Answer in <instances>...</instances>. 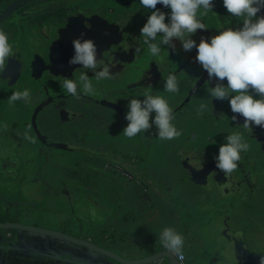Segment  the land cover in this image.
<instances>
[{"label":"flooded vegetation","instance_id":"flooded-vegetation-1","mask_svg":"<svg viewBox=\"0 0 264 264\" xmlns=\"http://www.w3.org/2000/svg\"><path fill=\"white\" fill-rule=\"evenodd\" d=\"M126 1H130L131 4L127 5ZM136 3H138V0H0V18L7 10L9 12L0 20V29L8 34L9 43L13 46V51L15 53L14 57L8 58L6 61V68L0 73V137H2L4 131L7 132L4 134H8L9 137H12V134L16 137L14 144H12V138V140H7L8 145L15 146L14 151L12 150L13 147H10L8 153L5 151L9 156H7V159H11L9 164L5 167L4 164L6 161L0 160V182H4L7 186L10 184L12 191H10L11 193L4 192L0 184V193L3 195L9 193L8 196L12 194L14 197L12 199L8 198V200L13 201L17 196L15 195L17 192L14 189V185L17 182H21L24 184V188L29 187L38 192L34 200L39 209H45L47 213H53L57 218L58 215L60 216L62 213H64L66 217L60 221L56 220L54 223H51L50 219L49 221L38 222L29 219L26 215L21 218H13L4 217L2 216L3 214L0 213V222L16 221L49 228L73 237L88 240L104 248H111L126 258L131 256L127 251L132 248L140 249L142 257L147 255L150 256L160 251L162 252L161 255L154 258L152 261L140 264H170L169 259L164 255L167 251L162 248L159 241V234L162 230H160L157 225L152 224V222L147 223L143 231H140L141 233L136 234L135 237H131L133 239V244L136 246L128 247L124 245V241L127 242L130 240L126 235L118 234L120 238L115 236V233L112 235L115 230H107L106 227H102L99 223L91 221L90 217H87L88 219L83 222L80 221L82 218L81 213L89 207L87 203L93 201L92 195L97 194V185L102 182L109 184V176L112 173L126 176L129 181L123 180L124 183L142 186L144 192L147 191L149 187H147L148 183L141 180L135 172L146 171V168L149 167L148 157L151 153L150 149L155 143L154 139H158L156 137L157 133H151L150 131L152 129H150L149 133L147 131L144 134L142 133L143 135H141V133L138 134L134 145L130 141L133 152L131 148H128L127 152L123 149L127 141L123 132L121 138L120 136H116V126L120 124L121 121H125L124 124H126V122L128 123L125 119V114L129 110L127 107V99H129L130 93L131 95L138 96L140 100L144 99L142 95L145 92L163 96L168 102V98L176 97L171 105V107L174 108L184 101L196 81L199 78H203L204 82L197 92L187 104L175 114L178 115L180 113V117H182L180 120L181 124L179 125L182 126V122H188V117H196L194 119V127L199 128L200 126L203 133H197L199 129L191 131L196 132V139H204L206 143L202 144L203 146L208 143L212 144L214 141L212 157L218 155L219 147L221 143L225 141L226 135L224 134H232L236 131H241L243 133L244 140L252 149L249 148L247 153L241 152V159L245 157L251 158V156L253 159V157H255L257 168L250 170L246 165L243 166L241 159L237 163L239 169L242 170L247 177L249 175L248 172L254 173L253 178L258 184L255 193L256 196H260L259 201H255V205H258L261 211H264V208L261 207L264 205V153L262 152L263 150H255L254 152L256 145L254 142H251L252 135L246 138L248 131L243 129L242 125H240L243 123V117L237 114L238 121L236 120V123H233L230 119L233 113L227 99L221 101L213 98L211 101L213 105L212 113L210 111L205 112L199 117L196 114L197 111L192 109H190L187 114L182 112L191 100L197 96L200 90L201 93H203L204 89L206 90L208 74L198 62H192L193 57L189 56L187 60L180 58L183 54L179 55L182 53V50H179L178 45L175 51L166 45H162L165 49H162L161 55L156 57L150 55L147 61V59H145V54L142 52L146 47L144 43L141 44V51L135 52L136 47L132 46L131 50V38L126 34H123L122 40H116V35L113 33L110 39H104V34L101 36L97 35L102 32V30L113 32L118 26L122 25L120 19L123 18V20L128 19V22L131 20L130 25L126 23L127 28L129 27L134 30L137 37L140 36V29L143 26L142 21L136 20V25L127 11L128 6H132ZM213 4V12H209L207 15L200 17L208 29L217 32L227 27H232L233 29L242 27L243 22L232 17L227 12L223 5V0H213ZM157 8L165 13L170 12L169 9H166L163 5H159ZM137 11L139 12L138 9ZM263 11L264 9H261L257 15L264 16ZM142 12L145 13L144 8ZM86 14H89L94 20V25L91 26L85 22L84 15ZM222 15L224 18L221 19ZM95 16H99L100 20H97ZM166 19L168 21L167 16ZM211 20H214L217 25L209 27V22ZM99 22L102 25H99ZM2 23L5 24L2 25ZM103 26L105 27L104 29L102 28ZM131 26H134V28ZM18 29H21L20 33ZM123 29L124 26L122 25V30ZM206 29H198L196 31L198 32V38L203 36L207 40L211 36H214L205 32ZM72 31L76 33V36H78L77 38L81 40L91 39L96 47L99 46L97 49H101L100 51L102 52L97 58L112 65L113 67L111 69H117L116 74H122V77L117 79L121 81L118 85L113 84L111 81L113 78L99 82L96 81L93 76L94 73L90 70H67L64 74L58 76H51L48 73V70L52 69L54 66V62L51 60L53 46L57 43L60 44V46L57 45V50L59 47L64 48L63 38L68 39L72 44ZM21 32L22 34L29 35L28 43L24 42L26 45L19 42ZM36 32H38V34L43 33L42 40L36 37ZM82 33L83 35H81ZM88 33L94 34V38H90ZM193 35L191 37L192 39ZM25 39L23 38V41ZM159 39L160 37L157 38V40ZM41 42L45 43L46 46H43ZM63 48L61 50H63ZM126 49L129 52L128 55L125 54ZM131 53H133V55ZM132 56L135 58L132 59ZM137 59L142 61L145 60L150 63L148 69L153 71V75L156 76L153 82L150 81L149 77H146L145 73H135L136 64L134 62L137 61ZM184 61L186 62L185 64ZM190 63H192V65H189L188 70H186L187 75L182 76V88L177 93H168L164 91V83L169 73H175L178 66L186 67ZM10 64L11 70H8ZM37 64L42 66L36 67ZM162 67L164 68L160 71ZM169 68H173V70L167 72ZM195 68L201 71L196 73L199 74L197 77H195V73L189 74ZM38 69L41 72H38ZM83 71H86V74L89 76L90 80H92L96 91L95 94L89 95H84L81 91L82 99L77 101L62 87L63 77L78 80L80 73ZM187 77L190 78L185 81ZM215 83V80L210 81L208 87L214 86ZM223 83L227 85L226 79ZM19 89H22V91L24 89L31 90V103H25L23 100H20L17 101V105H9L8 97L12 92L18 91ZM78 91H80L79 88ZM183 91L185 92L183 101L175 106V101L177 99L181 100ZM205 94L207 96L209 95L207 90ZM74 101H77V103H74ZM113 101L115 102L113 103ZM24 103L26 104L25 107L23 106ZM107 104H113L116 107L113 108L112 105L107 107ZM47 105L49 107L45 108ZM39 107L46 113L47 117H45L48 119L49 124L46 123L41 126L35 121L34 114ZM104 107L112 113L109 115L108 119L102 118L100 113V110ZM152 114L155 113L153 112ZM118 117L120 122L117 121V125H115L112 122V118ZM206 119L207 122L204 121ZM9 120H12L14 124L13 133L5 126ZM151 120L152 116L150 115V123L152 122ZM210 120L213 122H208ZM218 122L219 128L216 127ZM105 124L112 125L111 130L114 132L111 140L116 138L117 144H115L114 140H107L103 144L102 137H99L100 145L102 144V146L98 144L99 139L97 137L99 131L97 129H99L100 125ZM46 126H50L55 135H52L49 130H46ZM85 128L90 131V134H95V136L87 139L82 138L83 136L81 134L84 133ZM260 130V133L264 136V130L261 128ZM100 131L101 133L104 132V130L101 129ZM226 131L229 132L226 133ZM75 133L78 134V136L81 135V137L79 136L78 138ZM19 135H21V137H19ZM26 136L28 138H25ZM71 138L75 140L72 141ZM196 139L193 141L196 142ZM3 140L1 138V141ZM53 141H60V143H53ZM73 145L74 147H71ZM251 145L255 146V148ZM192 147L196 148V146ZM111 148H116L118 152L116 153L111 150ZM140 149L147 150L146 155H140ZM205 149H207V147H205ZM170 150L169 148L168 151L164 153L167 157H173V155H175L170 152ZM29 152L37 153L39 160L36 161L34 158L28 160L29 156L27 153ZM107 155L110 157H106ZM99 158L104 159L103 164H101L103 167L97 162ZM179 158L186 161V159L181 156ZM20 159L22 160L21 164H19ZM44 159H47L48 162L43 164L42 161ZM31 163L38 164L37 176L33 169L35 166ZM41 165L43 166L42 168ZM188 169L194 173L193 167ZM10 174H16L17 176L15 177ZM116 178L118 177L116 176ZM102 179H106V181ZM138 179V182L134 181ZM83 192L87 197H90V199H82L80 195ZM214 193L216 192H212L211 195H207L208 193H206L204 201L199 205L201 206L204 203H209ZM64 196H67V198L65 199ZM27 202L30 201L28 200ZM66 202L67 204H65ZM1 203L0 201V204ZM51 203L52 206L50 207L49 204ZM218 203L223 207L225 202H222L220 198ZM115 204L116 207L117 203ZM76 205L80 206L77 207ZM244 206L245 205L237 209L235 208L233 211L234 214L236 211H242ZM76 208H78V212L80 211L81 213H78ZM58 210L62 213L58 214ZM194 210L190 211L191 215H195L193 214L195 212ZM222 212L223 210H217V214ZM32 213L35 212L33 211ZM41 213L44 214L45 212L42 211ZM231 214L232 212L229 211L228 215ZM197 219L194 221L193 219H188L185 222L183 220L181 223L182 227L178 231L184 237L183 252L185 264H208L206 257L208 251L207 244L203 240L202 233L198 230L200 228V222H198ZM190 220H192L191 224H186V222ZM95 224H97L98 227L93 231V227L96 226ZM149 226L151 230H149ZM0 231V264L3 263L4 259L8 261L7 264H10L12 262L11 260L19 264H96L90 255H88L90 256V260L84 259L86 257L84 256L86 255L84 254L85 248L80 247V245L55 239L52 236L24 235L22 240V237L16 230L9 229L7 231ZM152 244L155 245L154 251L151 249ZM1 245L4 247H1ZM43 248L53 249V251L47 249L44 251ZM116 248L118 249L116 250ZM120 248H122V252L118 251ZM9 255H11L10 259L7 257ZM53 255L56 257L53 258ZM197 255L199 259H196ZM209 262V264H212L211 261ZM174 264H177L175 259Z\"/></svg>","mask_w":264,"mask_h":264},{"label":"rangeland","instance_id":"rangeland-1","mask_svg":"<svg viewBox=\"0 0 264 264\" xmlns=\"http://www.w3.org/2000/svg\"><path fill=\"white\" fill-rule=\"evenodd\" d=\"M126 3L127 5L131 4L130 1H126ZM159 5L161 4H157V6ZM137 9L139 10V12L137 11ZM142 9L143 7L140 5L139 0H138V3L127 7L128 14H130V16L132 17V21H134L136 25H137L136 20L138 21L141 20L144 25L146 23L148 16L151 14V11H152L151 9H145V13H143ZM166 9H169L170 11V8H166ZM95 17L97 20H100L99 16H95ZM84 20L87 24H90L91 26L94 25V20L90 17L89 14L84 15ZM130 21L128 22V19L123 20L122 18L120 19V23H122V25L124 26L123 30H122V25H120L113 32L102 30V32H100L97 35L101 36L102 34H104L103 36L104 39H110L113 33L116 35V40H122L123 34H126L131 38V43H132L131 50H132V46H135L136 48H140L141 44H143V37L142 36L137 37L134 30H132L129 27L127 28V24L130 25L131 23ZM165 22H167V19H165ZM3 24L5 23H2V25ZM99 25H102V24L99 22ZM216 25L217 23L214 20H211L209 22V27H214ZM131 27L134 28V26H131ZM102 28L104 29L105 27L103 26ZM20 30L21 29H18L19 33H20ZM57 32L60 33L59 31ZM205 32H207L209 35H217L219 33V31L216 32L208 28L205 30ZM36 35L38 39L40 40L43 39V33L38 34V32H36ZM88 35L90 38H93L94 36V34H90V33H88ZM28 37H29L28 34L27 35L22 34L21 32L19 42L21 44H24V42L28 43L27 42ZM23 38L24 39L26 38V39L23 41ZM63 40H64L63 41L64 48L59 47L57 50V45L60 46V44H57V43H55V45L52 48L53 53L51 55V60L54 62V66L52 69L48 70V73L51 76H58L60 74H64L67 70H72V71L82 70L81 68L82 65L80 64H69L68 62L69 59L74 55V46L68 41V39L63 38ZM193 40L196 41L197 44L199 43L200 38H198V32L194 33ZM173 42L175 44V49L177 48V45H178L179 50H182V53H180L179 55L183 54V56H180V58H182L183 60L184 59L187 60V58L190 56V57H193L192 62L197 63L195 59L197 49L195 47L191 51H184L178 39L174 38ZM41 44H43V46H46L45 43L41 42ZM62 48L63 50H61ZM96 48H99V46H97ZM100 50L101 49H97V57H99V54L102 52ZM142 52L143 54H145L146 56L145 59H147L148 61V58L151 54H150V51L147 45ZM125 54L126 55L129 54L127 49L125 50ZM131 54L133 55V53ZM134 58L135 57L132 56V59ZM138 60L139 59H137V61L134 62L136 64L135 73L139 74L140 72H143L146 74V77L147 78L149 77L150 81L153 82L156 76L153 75L154 73L153 71H150L148 69L150 63L145 60L144 61L142 60L138 61ZM185 63L186 62L184 61V64ZM189 65L191 66L192 63L188 64V66L186 67L178 66V68L176 69L175 74L177 75V79L179 81V90L182 88V85H183L182 76L187 75L186 70H188ZM163 68L164 67H162L160 71H162ZM172 70L173 68H169L167 69V72L172 71ZM111 71L113 72V79L111 81L113 82L114 85L116 84L118 85V83L121 81H118L117 79L121 78L122 74H116L117 69H111ZM198 72H201L200 69L195 68L189 74H194V73L196 74ZM198 75L199 74H196L195 77H197ZM189 78L190 77H187L185 81H187ZM18 91H22V89H19ZM205 91L206 90L204 89L203 91L204 94H203L201 93V90H200L197 96L194 97L193 100H191V102L182 112L187 114L190 109L197 111L199 105L202 102L207 103L209 100V97L205 94ZM184 95H185V92L183 91L181 100L177 99L175 101V106L179 104L181 101H183ZM253 95H254V98H258L256 94H253ZM133 97L138 99V96L131 95L130 93L128 97L129 99H127V101L129 102V100ZM168 99H169V105L171 106L174 100L176 99V97L168 98ZM74 103H77V101H74ZM14 104L17 105V102H15ZM109 105L110 106L112 105L113 108L116 107L113 104H107L106 106L109 107ZM23 106L25 107L26 104L24 103ZM47 107L49 106L48 105L45 106V108ZM176 107H174L173 109H175ZM100 113L102 115V118H105V119L106 118L108 119L109 115L112 114L106 107L102 108L100 110ZM216 114H217V111H216ZM154 115L155 114H151L152 119L154 118ZM45 116H46V113H44L43 109L39 107V109H37V111L34 114L35 121L38 123V125L43 126L46 123L49 124V121L46 118L47 116L46 117ZM195 118L196 117H191V118L188 117L187 118L188 122H182V126H180L179 124H181L180 120L182 119V117H180V113L178 115H175V119L173 123L179 130H181L182 132L181 136L171 141H161L160 139H154L156 144L154 143L152 148L150 149L151 153L148 157L149 167L146 168V171L147 169L157 170L159 173L158 174L159 181L157 180L156 183L155 182L153 183L152 180H150L153 186L152 188L151 187L149 188L150 189L149 192L145 193V197L138 195L137 194L138 190H137L136 194L131 193L134 199H131V203H130L129 200L125 199L126 196H123V194L120 193L121 201H117L118 205L116 207L113 206L112 203H107L106 201H102L101 199L93 198V201H91V203H87L89 207L85 210V213H81L80 211L78 212L79 209L76 208L77 212L81 213V216H82L80 221L83 222L84 220L88 219L87 217H90L91 221H94L95 223H99V225L107 224L108 218L106 216L109 215L111 210H114L115 213L113 214V216L116 215V213H119V214L117 217V223H113L114 227L111 228L115 230L112 233V235L114 233L116 234L115 236L117 237H119L118 234L126 235L128 239L130 238V240L127 242L124 241L125 243L124 245L128 247H135L136 245L133 244V239L131 237H135L136 234L141 233L140 231H143V228L147 223L152 222V224L161 225L163 228L170 226V227L175 228L177 231H179L180 228L182 227L181 223L183 220L185 222L188 219H194L202 213L203 219L199 224L200 228L198 230L200 231V233H202L203 240L207 244L208 251L206 253V257H207L208 264L210 263L209 261H211L212 264H259V258L261 256H264V211H261L260 207L258 205H255L256 204L255 201H259L260 196H256V193H255L258 184H257V181L254 180L253 178L254 173L248 172L249 175L247 177V175H244V172L240 170L239 167H237V169L230 176L225 177L223 172L216 167L215 157H212V150L214 149V146H213L214 143L212 144L208 143L207 145L203 146L202 144L206 143L204 142V139H199V138L196 139V132L191 131V130L199 129L197 133H200V134L203 133L200 126L199 128L194 127ZM117 121L120 122L119 117L112 118V122L115 125H117L116 124ZM204 121L207 122V119ZM7 122L8 123H6L5 126L11 130V133H13L12 130L14 129V124L12 120H9ZM208 122H213V121L210 120ZM124 123L125 121H121L120 124L116 126V133H117L116 136L117 137L118 136H120V138L122 137L123 129L128 124L127 122L126 124ZM233 123H236V121H233ZM111 126L112 125H109V124L100 125L99 129H97L99 131L97 138L99 139V137H102L103 144L105 141L111 140V137H113L114 131L111 130L112 128ZM216 127L217 128L220 127L219 122L218 124H216ZM45 128L46 130H49L52 135H55L52 132L53 129L50 128V126H46ZM100 129L104 130V132L101 133ZM151 129H152L151 131L149 130L151 133H155V132L157 133V129L154 124ZM260 131L261 130L259 126H253L252 133L251 134L248 133L246 138L252 135L251 142H254L256 145V148L255 146L251 145L255 148L254 152L255 150L257 151L263 150L262 152L264 153V136H262ZM89 132L90 131L87 128H85L84 133L81 134L83 136L82 138L87 139L89 137L95 136V134H90ZM227 132L229 131H226V133ZM228 134L229 133L224 134V135L227 136ZM75 135L78 138L79 136L81 137V135L78 136V134L76 133ZM141 135L143 134L141 133ZM19 137H21V135H19ZM124 137L127 138V141L125 142V147L123 146L122 147L127 152L128 148H131L132 144L134 145V142L136 141V136L133 138H128L126 136ZM8 139L12 141H16V137H14V134H12V137L8 136ZM195 139H196V142L193 141ZM71 140L74 141L75 139L71 138ZM113 140L115 141V144H117V139L115 138ZM130 141L132 142V144ZM192 141L195 143H193ZM53 143H60V141H53ZM224 143H226V140L223 143H221V145ZM4 144L5 142L1 141V137H0V160L6 161L4 164V166L6 167L7 164H9V161L11 159H7L8 155H6V153L2 149L4 147ZM98 144L100 145V139L98 140ZM100 146H102V144ZM192 146H196V148ZM71 147H74V145ZM205 147H207V149H205ZM169 148L171 149L170 152L175 154L177 157L175 155H173V157H167L164 154L166 153V151H168ZM9 149L10 147L8 146L6 149L7 153L10 151ZM111 150L115 151L116 153L118 152L116 148L114 149L111 148ZM131 151L133 152V148H131ZM146 152L147 150L140 149V155L141 154L146 155ZM27 155L29 156L28 160H31L32 158H34V160L36 161L39 160L38 155L35 152L34 153L29 152L27 153ZM108 156L109 155H107L106 157ZM178 156L185 158L186 161L180 159ZM200 160H201L202 167L199 168ZM103 161H104L103 158H99L97 162L100 164V166H102L101 164H103ZM42 162L44 164L48 162V160L44 159ZM21 163H22V160L20 159L19 164ZM241 163L243 164V166L246 165L247 168H250V170H254V168H257L255 157H253L252 159V156L251 158L245 157L241 159ZM31 164L35 166L33 167V169L35 170L34 172H35V175L37 176L38 174L36 172L38 171V164L37 163H31ZM42 167L43 166L41 165V168ZM190 167H193L194 173L189 171L188 168ZM163 169L165 172H167V174H172L174 176L175 178L174 182L176 183V196L178 198L185 197V195L190 196L193 198H189L188 200H190L189 202H193V199L195 197H198L197 204H199L202 201L201 200L202 198L205 199L204 195L206 193H208L207 195H211L212 192L215 191L216 193H214L213 196L214 195L216 196L212 198L209 201V203H204L201 206H194L193 208H191V209H195L194 210L195 215H191L190 210H187L186 206H183L182 204L177 205L173 203V197L171 193L168 192L167 189L165 188V185H164L165 182L163 184L164 180L161 182L162 177H163V173H162ZM213 173L215 174L213 175ZM10 175L12 176L14 175L15 177L17 176L16 174H10ZM117 177L120 178L121 181L123 180L129 181L126 176L117 174ZM134 181L138 182L139 179L134 180ZM0 184L4 192L12 191V188H10L11 186L10 184H8V186L5 185L4 182H0ZM23 185H24L23 183L17 182L14 185L15 191L17 192L20 190L24 194L25 197H28L30 195L31 198L34 200L35 189H31L29 187L24 188ZM177 188H179V190ZM118 192L119 191H115L116 194ZM8 194L9 193H5L3 195L0 193V201L2 202L0 204L1 205L0 213L2 214H4V207H7L6 209L10 210L11 214H14V211H15L14 208H15L16 210L19 211V213L22 212L29 219H32L38 222H43L47 220L49 221V219H50V222L56 221V220L60 221L61 219L66 218L64 216V213H62L60 216L58 215V218H57V216H54L52 213H47L45 209L41 211L45 212L46 214L45 213L42 214L40 213L39 209L34 210L32 208L31 209L26 208V206L28 205H34L35 201L34 203L31 202L30 204H25L24 205L25 207L24 206L22 207L23 210H21L22 208H20V206H17L16 208L15 203L17 204V202L19 201V198L16 196V198H14L13 201H9L7 199L8 198L12 199L14 196H12V194L8 196ZM15 195H18V194H15ZM80 196L82 199H86V200L90 199V197H87L84 192ZM64 197L65 199L67 198V196H64ZM219 197L221 198L222 202L223 201L225 202L223 207L218 203ZM153 199H156V200H153ZM146 200L149 202H146ZM65 204H67V202ZM75 204H76V201H75ZM216 205H220V206L214 207ZM242 205H245L242 211H238V212L236 211L234 214L233 212L234 209L235 208L237 209L241 207ZM76 206L78 207L80 205H76ZM106 206L108 207V210L106 209ZM261 207L264 208V205ZM121 209H124L122 213L118 212ZM218 209L223 210V212L220 214H217ZM127 210L131 212L130 216H127L125 214ZM156 210L160 213V215L156 216L153 214L154 211ZM30 211L32 212L34 211L35 213H32ZM229 211L232 212L231 215H228ZM25 215L20 216V217H25ZM191 222L192 220L187 221L186 224L187 223L191 224ZM149 230H151L150 226H149ZM45 249L47 248H43L44 251ZM117 249L118 248H116V250ZM118 251L122 252V248H120ZM91 254L93 258L96 256V254H93V253ZM10 256L11 255L7 257L10 259L11 258ZM196 259H199L198 255ZM11 261L12 262L10 264H19V263H16L14 260H11ZM7 262L8 261L4 259L2 264H7Z\"/></svg>","mask_w":264,"mask_h":264},{"label":"clouds","instance_id":"clouds-1","mask_svg":"<svg viewBox=\"0 0 264 264\" xmlns=\"http://www.w3.org/2000/svg\"><path fill=\"white\" fill-rule=\"evenodd\" d=\"M139 2L144 9L152 10L140 29L143 43L148 46L152 56L161 55L162 49H165L162 45L175 51L174 38L180 41L184 51H191L194 47L197 49L195 59L208 74L206 90L209 100L199 105L196 114L202 116L205 112L212 113L213 98L221 101L227 99L233 113L230 118L232 121H236V114H239L243 117V123L240 125L249 134L252 133L253 126H259L264 130V16L257 15L264 9V0H223L227 12L243 22L242 27L224 28L207 40L202 36L198 44L191 36L198 29L208 28L200 17L213 12V0H139ZM157 4L170 8V12L161 11L156 7ZM72 44L74 55L69 59V64H80L82 69L92 71L98 82L113 78L111 71L113 66L97 58V48L91 39L76 38ZM139 51L140 48H135V52ZM14 56L8 34L0 29V73L6 68L8 58ZM225 79L227 85L223 83ZM212 80L216 81L215 85L208 87ZM62 87L77 101L82 99L81 91L84 95L95 94L96 91L86 71L80 73L78 80L63 77ZM163 90L168 93L179 91V81L174 72L167 76ZM253 94L258 98H254ZM142 96L143 100L135 97L129 100L127 105L129 110L125 114L128 124L123 129V134L133 138L149 131L154 124L157 129L156 137L161 141H171L180 137L182 132L173 123L175 112L169 102L163 96L149 92ZM20 100L31 103V90L14 91L8 97L9 105ZM153 112L155 115L150 123V115ZM225 140L226 143L219 147L215 161L216 167L228 177L237 169L241 152L247 153L250 145L244 140L241 131L227 135ZM159 241L162 248L175 260L182 262L185 259L184 237L175 228L164 227L159 234ZM259 264H264V256L259 258Z\"/></svg>","mask_w":264,"mask_h":264},{"label":"water","instance_id":"water-1","mask_svg":"<svg viewBox=\"0 0 264 264\" xmlns=\"http://www.w3.org/2000/svg\"><path fill=\"white\" fill-rule=\"evenodd\" d=\"M7 12H8V10L1 16L0 20L5 17ZM71 36H72L73 40L78 37V36H76V33L74 31L71 32ZM93 38H94V36H93ZM11 64H10L8 70H11ZM37 66L40 67L42 65L37 64L36 67ZM38 72H41V71L38 69ZM203 82H204L203 78H199L196 81L195 89L192 88L188 92V95L186 96L184 101L174 109L175 114L178 111H180L184 107L185 104H187V102L193 97V95L197 92V90L199 89V87L202 85ZM4 133H7V132L4 131L2 133L1 138H2V140L4 139L3 142H5L4 147L2 149L5 152L7 147L9 146V147H13L12 150L14 151L15 146L14 145H8V143H7L8 134L6 135ZM12 144H14V141H12ZM37 193L38 192L35 191L34 199H35V196L37 195ZM17 194H18L17 196L19 198V201L17 202V204L15 203L16 208H17V206H20V208H22L25 204H30L31 202L34 203V201H35L31 198L30 195L28 197H25L24 194L20 190L17 191ZM215 196L216 195L212 196L210 198V200L212 198H214ZM219 199H220V197H219ZM28 200L30 202H27ZM49 206L51 207L52 203L49 204ZM219 206L220 205H216L214 207H219ZM6 208L7 207H4V214H3L4 217H13V218L19 217V218H21L20 216L25 215L24 213L21 212V210H23V208L20 210L21 213H19V211L14 208V210H15L14 214H11L10 210H8ZM26 208L39 209V207L36 205V203L34 205H28V206H26ZM39 210L41 213L42 209H39ZM194 214H195V212H194ZM197 218L193 219V221L197 219L198 222H201L203 219L202 213ZM52 222L54 223V221H52ZM9 229H13V230H16L17 232H19L20 236L22 237V240L24 238V235L52 236L53 238H57L59 240H64V241H68L72 244L80 245V247L85 248V251H84V254H86V255H84V256H86L84 258L85 260H88V259L90 260V256L92 257L91 253L96 254V256L94 258L92 257L94 259V261L96 262V264H140V263H147V262L152 261L154 258L158 257L159 255H161V253H162V252L158 251L154 254H151V255L149 254L150 256L147 255V256L142 257V255L139 253L140 249L132 248V249H129L127 251L130 255H132V257L126 258L124 256H121L120 254H118L117 252L112 250L111 248H104V247L95 245L94 243H91L88 240L73 237V236H70V235L65 234L63 232H59V231L52 230L49 228L38 227L35 225H29V224H25V223H21V222H16V221L0 222V230L7 231ZM22 240H20V241H22ZM1 247H4V246L1 245ZM151 249H152V251L155 250L154 244H152ZM91 250L94 252H92ZM49 251H53V249H49ZM41 252H42V250H41ZM88 255H90V256H88ZM164 255L169 259L170 264H174V259L168 252H165ZM55 257L56 256L53 255V258H55Z\"/></svg>","mask_w":264,"mask_h":264},{"label":"crops","instance_id":"crops-1","mask_svg":"<svg viewBox=\"0 0 264 264\" xmlns=\"http://www.w3.org/2000/svg\"><path fill=\"white\" fill-rule=\"evenodd\" d=\"M158 170H159V168H158ZM162 173H163V177H162L161 182L164 180L163 184L165 182V184H164L165 188L167 189L168 192L171 193V195L173 197V203H175L177 205L182 204L183 206H186L187 210L192 211L194 209H191V208H193L194 206H200L199 204L204 201V199L202 198L201 199L202 201L199 204H197L198 197H195L193 199V202H189L190 200H188V199L189 198H193V197L186 196V195H185V197L178 198L176 196V183L174 182L175 181L174 176L172 174H167V172H165L164 169H163ZM135 174L137 176H139V178L141 180H144L145 182L148 183L147 187L148 186L149 187H148L147 191L144 192V188H142V186L124 183L123 181L120 180V178H115L117 176V174H113L112 173L109 176L110 177L109 184H105L104 182H102L101 184L99 183L97 185V187H98L97 194L92 195V197L94 199H101L102 201H106L107 203H112V205L115 206L116 205L115 203H117V201H121L120 193H122L123 196H126L125 199L129 200V202L131 203V199H134V197H133V195L131 193L136 194V192L138 190L137 194L145 197V193L149 192V190H150L149 188L150 187L152 188V186H153L150 183H152V182L156 183L157 180L159 181V179H158V174L159 173H158L157 170L147 169V171H140V172L136 171ZM102 180L106 181V179H102ZM150 180H152V182H150ZM178 181H179V179H178ZM177 189L179 190V188H177ZM115 191H119V192L116 194ZM129 196H131V197H129ZM204 197H205V195H204ZM156 199H153V200H156ZM142 201H143V199H142ZM146 202H149V201L146 200ZM117 205H118V203H117ZM58 207H59V205H58ZM106 209L108 210L107 206H106ZM123 210L124 209H121L118 212L122 213ZM57 213H62V212L59 211ZM82 213H85V210H83ZM113 213H114V210H111L109 215L106 216L108 218L107 224H101L102 227H106L107 230H110L111 228L114 227L113 223H117V217H118L119 213H116V215H114V216H113ZM125 214L127 216H130L131 212L129 210H127V212ZM153 214L156 215V216L160 215V213L157 210L154 211ZM51 223H53V222H51ZM95 225L96 226L93 227V231L96 230L97 227H98L97 224H95ZM157 226L160 228V230L163 229V227L161 225H157ZM111 230H113V229H111ZM130 257H132V255Z\"/></svg>","mask_w":264,"mask_h":264},{"label":"built area","instance_id":"built-area-1","mask_svg":"<svg viewBox=\"0 0 264 264\" xmlns=\"http://www.w3.org/2000/svg\"><path fill=\"white\" fill-rule=\"evenodd\" d=\"M177 264H185V262H184V260L182 262L181 261H177Z\"/></svg>","mask_w":264,"mask_h":264},{"label":"trees","instance_id":"trees-1","mask_svg":"<svg viewBox=\"0 0 264 264\" xmlns=\"http://www.w3.org/2000/svg\"><path fill=\"white\" fill-rule=\"evenodd\" d=\"M222 18H224L223 15H222L221 19H222ZM119 160H120V159H119ZM138 172H140V171H138Z\"/></svg>","mask_w":264,"mask_h":264}]
</instances>
